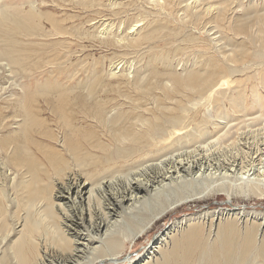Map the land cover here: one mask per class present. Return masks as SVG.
<instances>
[{"label":"bare ground","instance_id":"6f19581e","mask_svg":"<svg viewBox=\"0 0 264 264\" xmlns=\"http://www.w3.org/2000/svg\"><path fill=\"white\" fill-rule=\"evenodd\" d=\"M60 1L91 17L84 23L79 17L68 22L73 17L56 15L44 0L39 7L31 0L27 7L0 4V73L11 79L8 97L0 89V264H119L117 257L96 253V246L103 254L104 249L118 251L120 245L111 237L131 216L145 219L130 229L128 243L160 217L198 199L219 194L239 200L264 197V100L258 93L247 94L243 79H234L251 69L254 74L245 79L257 77L264 83V4L231 20L227 14L233 0H145L159 17L148 24L149 15L129 19L128 12L139 3L132 0ZM212 23L218 33L233 35L224 44L229 49L206 56L208 44L202 43L198 62L183 74L168 63L161 74L151 69L148 75L131 76V68L127 74L126 67L123 72L118 68L123 60L94 59L92 54L95 44L105 51L124 44L136 50L148 46L152 67L162 59L154 50L157 43L178 37L176 24L191 29L185 39L193 44L197 33ZM73 69L94 71L76 82L77 94L69 100L63 72ZM119 69L124 74L116 76ZM31 70L38 71L34 88L11 100L15 78H28ZM115 77L135 87L141 97L96 100L97 90ZM228 84L241 88L235 93L241 100L254 99V106L227 100L226 111V90L220 86ZM155 90L164 97L142 100ZM52 91L53 99L38 100ZM170 95L178 100H166ZM255 107L259 113H250ZM170 193L174 200L164 204ZM151 205L157 208L153 212ZM255 224L241 228L233 220L221 222L211 239L201 225L190 224L152 261L154 251L168 245L167 233H159L142 255L144 264H264V237L258 240L260 225ZM81 231L88 236L81 239Z\"/></svg>","mask_w":264,"mask_h":264},{"label":"rangeland","instance_id":"374dc122","mask_svg":"<svg viewBox=\"0 0 264 264\" xmlns=\"http://www.w3.org/2000/svg\"><path fill=\"white\" fill-rule=\"evenodd\" d=\"M31 1L33 3L35 2L36 4L34 3V5H36L37 7L42 6V0H31ZM44 1H46V2H48V4L52 5V10H53L54 13H56V15H60L61 17H65L66 15H67L66 17H69V16L73 17L72 20H69L68 22L75 21L79 17L80 22L84 23L86 21V19L91 17L89 12H85V11L81 12V10H74V7H71L69 5V3L65 4L63 2L64 5L62 6V1L55 0L54 2H56V3H54V4H57V2H58V4H60L62 6V7L57 8L56 5L51 3L52 0H44ZM102 1H103V4H107L108 3L107 0H102ZM124 1H125V3H128L131 0H124ZM134 1L136 3L139 2L138 4L135 3L136 4L135 7H138V8H137V10L131 11V13H130V11L128 12L129 19H132V20L136 19L138 14H142L143 16H148L149 15L147 17L148 18L147 19L148 20V24H152L153 20L159 19V17L156 16V14H155L156 13L155 11L157 9H153L151 7V5L150 4L148 5V3L145 0H139V1L138 0H132V2H134ZM227 1L231 2L232 0H227ZM233 1L235 3L232 6V8L230 9V11H228V14H227V17H229V19H231V20L234 17H237L236 19H241L242 15H243V10L252 9L253 6H256L258 9H260L261 7H263V4H264V0H246L247 2L245 0H233ZM13 2H16L19 5L20 4L23 5V3H24L25 7H27L30 4L29 0L28 1L27 0H0V4H8V3L11 4ZM149 7H150V9H149ZM238 7L240 9H238ZM115 8L114 7H112V8L110 7V10L111 9L113 10ZM48 10L52 11L51 9H48ZM46 11H47V9H46ZM137 11H138V13H136ZM174 15H175V13H174ZM133 16H135V17H133ZM110 19L113 22H115V23H116V21L118 22V20L112 19L111 16H110ZM86 25L87 24H85V30L89 28V26L88 25L86 26ZM214 26L215 25L213 23L211 25H207L206 26V30L197 33L195 43L191 44V43H187V41H186V39H187L186 36L188 35V33L191 32V29L188 28V29L184 30L183 27H181L180 25L176 24L175 29L179 31L178 37L175 38L172 42L163 41V42L157 43L159 48L154 49V50H158V52H157L158 56L160 55V57L162 59H159V57H158V60L152 65V67H154V68L149 66V62H150L149 56L151 54V52H150L151 47L148 48V46H145V47H143L140 50H136V49H133V48L128 49L126 47H123L125 45L124 44L122 46L123 48L122 47H116V48H114L112 50H106L105 51V50L101 49L98 46V44H95L93 46V53L92 54L94 56V59H97V58L99 59V58H101V56H103L104 58H108L109 60H113V59H114V61H116V60L117 61L118 60L122 61L123 60L121 65L118 68H120L122 66L123 68H121V72H123L124 68L126 67L125 68V72H124L126 74H127V72L130 71L129 69L131 68V74H132L131 76H133V74L134 75L138 74V72H140L142 75H148L150 73L148 71H150L151 69H153L156 73H160L161 74V73L164 72L165 67H166L165 65L168 64V63L170 64L171 69L173 71H175L177 74H183L184 70L186 68L192 67L196 62H198L199 56H198V54L196 52H198L197 50L201 47L202 43L206 44V42H207V44H208L207 45L208 49H206L205 53H203L204 55L207 54L208 56L211 55V52H215L216 53L219 50H220L219 52H223V51L226 52L229 49L225 45H229V43H230L229 40L232 38L233 35L230 32H227V31H224L222 33H218L214 29ZM169 28H170V26H169ZM171 28L174 29L173 26H171ZM90 31H91V29H90ZM174 42H176V43H174ZM185 43L188 44V45H186ZM84 45H86V47H89L90 43H85ZM182 48H186V50L185 51H181ZM216 48H217V50H216ZM118 53H119V55H118ZM108 59H105V63H107V64H105L104 71H103V74H102V75H104V80H106V74L109 72V64H108L109 60ZM90 62H92V60H90ZM110 67H111V65H110ZM180 67L182 68L181 70H180ZM127 68H128V70H126ZM73 70H74L73 72H70V71H64L63 72V77H64V79L66 78L65 81L68 83L67 85H65V88H66L67 91L68 90L70 91V92H67L70 95L69 100H74V97L77 94V92L73 89V87L75 86L76 82L79 80L78 82L82 83L83 78L87 79L92 74V72L94 71L93 69H86V71L88 70V73H87V72H84L85 69L83 71H79L77 69H73ZM89 70L90 71L92 70L91 74L89 73L90 72ZM34 72H36V73H34ZM114 72H112V73H114L116 76H117V74L118 75L124 74V73H120V69L119 70H114ZM1 73H2V71H1ZM1 73H0V75H1V77H0L1 78L0 79V89H5V91L7 90L6 92L2 91L3 92V97L6 98V97L9 96V91L11 90L9 88V85H8L9 82H11L10 81L11 79H9V76H8L7 73H5V72H4V74H1ZM84 73H86V74H84ZM33 74L36 75V76H32ZM75 74L76 75L78 74L79 76H78V78L75 79L74 85H72V83H70V82L73 79V75H75ZM246 74H247V77H248L249 74L253 75L254 72H252L251 69H248L247 72L243 73V76H241L240 73L236 74V77L234 79H243L244 80V85H245L244 88H246L247 94L253 96V94H251V91L255 92V93H258L257 97L259 99H261V97H263L262 99L264 100V83H260L258 81L257 77L252 78V80H246L245 79V75ZM69 76H70V78H69ZM29 77L31 79H28ZM28 78L27 77H22V78L16 77L15 78L16 87L14 88V90L16 89L15 90L16 95L14 97H17V98L12 97L11 100L12 99L13 100H20V94H21L22 90L27 89V88L28 89L30 88L32 90L34 88L32 83H35V80L38 79V71L31 70L30 71V75L28 76ZM27 80H29V81H27ZM31 80H32V82H30ZM18 81L19 82L21 81L22 83L21 82L19 83ZM29 82H30V84H29ZM124 82H125V80L124 79H119V77L110 78L109 81H106V84H105L106 86L105 87L102 86L99 90H97V98H96V100H124V99L125 100H136L137 97H141L139 95L137 89L135 90V87H133L134 89L133 88H129L128 86H126L124 84ZM246 84H247V86H246ZM251 85H253L256 88L253 89L252 88L253 86H251ZM17 86H20L22 88L20 89V87H17ZM220 88H223V90H226V91H224L225 92V96L223 98V100L226 101L225 107H224V109L226 111L228 110L227 106L230 107L229 102H227V100H238V101L241 100V98L238 97L239 95L237 93H235V92H237V91H235V88L236 89H241V88H238L236 86V84H230V85L228 84L227 86H224V87L220 86ZM41 92H43V91H41ZM55 96H56V93H54L52 91V92H48L47 95H44V98H41V99H38V100H47V99L51 100ZM71 96H72V98H71ZM122 96H124V97H122ZM153 96H154V98H153ZM121 97H122V99H121ZM163 97H164V94L161 91L155 90L152 93L148 94L147 96L142 97V100H148L149 98L152 99V100H159V99H162ZM166 100H178V99L176 98V96L170 95V98H168ZM253 100L249 99V100H241V101H243L246 105H248L249 102L251 101L250 102V107H252V106H254V101ZM256 108L257 107L253 108L252 111H250V113L251 112L259 113V110L256 109ZM254 109H255V111H254ZM248 119L249 118H247L246 121H248ZM218 122H221V121H218ZM235 124L236 123H231L229 126L234 127ZM169 195H170L169 198L171 200L169 198H166V200H164V202H163L164 204H166L167 202L169 203L170 201L174 200L173 193H170ZM197 201H194V203L190 202V203L184 204V205H182V206L170 211L168 214H165L164 216L160 217L159 219H157L155 221L156 223H154L147 230V233L143 234L140 238L136 239L134 242L128 243L129 241L128 242H125V241H127L126 237H128L130 235V233H131L130 229L136 228L140 223H142L141 221H143L145 219V217H140V218H138L140 220L139 221L136 217H132L131 216V218L127 222H124L122 224L123 227L118 230V235L116 234L115 235L116 237H114V236H112L113 238L111 237V239L113 241L118 242V244L120 245L121 248L119 247L118 251L116 250L115 252H111L110 251L111 254H112L111 255L110 252H107V250H105V249H104V254H103V248L101 246H96L99 249L96 253H100L103 257L110 256V259H114V260L117 257L116 261L119 262V264H129L128 262L137 263V264H144L146 260L144 261L145 257H142V255L146 252V250H148L147 246L150 243L153 242V240L156 238V236L159 233H162V234L167 233L168 239L166 240V242L168 243V245L166 244V246H165L164 243H163V245H161L163 247L160 246L161 248L156 249L155 250L156 252L154 251V256H153V258H151V260L153 259L152 261H154L156 259H159L157 256L163 251L162 249L166 248V250H168V248L170 247L169 243L171 242V239H170L171 237L172 238L173 237H178L184 230L187 229V227L190 224H194V223L195 224L198 223L199 225H201V228H202L201 232L203 233V235H205V234L208 235L209 232H210V239H211L215 235L216 228L218 227L216 225H219L221 222H224V221H227V220H233V222H236L241 228H244L245 225H249L252 222H255V223H257L255 225H257V226L260 225V227H259L260 229L258 231L259 234L257 235L258 240L264 237V216H263V214H264V197H259V198L252 197V198H250L248 200H239L236 197H233L232 199H230V198H227L224 194H221V195L219 194L217 196L215 195V196H209V197L204 198V199H198ZM151 209H152V212H153L157 208H155V205H151ZM236 211H237V214L235 213ZM206 212H208V213H206ZM214 212L215 213H221L219 215H222V216L219 217ZM242 212H244V213L240 214ZM142 213H146L147 216L149 215V213H147L145 211L142 212ZM257 213H259V215ZM200 215H201V217H200ZM210 215H213V216L210 217ZM255 218H256V220L253 221ZM258 221L260 223H258ZM130 223L132 225H130ZM210 224L212 225L211 228H210ZM173 225H175V226H173ZM172 228H173V230H171ZM122 230H123V232H122ZM127 230H128V232H127ZM123 233L125 234V237H124ZM79 236H80L81 239H83L82 237L85 238V237L88 236V234L85 231H81ZM121 237H123V238H121ZM82 242H85V241H82ZM121 243H123V246H122ZM82 244H84V243H82ZM82 244L80 245V247H82ZM101 251H102V253H101ZM117 252H118V254H117ZM139 256L142 257L141 260H137ZM96 257H98V259L101 261V259H100L101 257L100 256H96ZM146 257H148V255H146ZM110 259H107V261L110 260ZM87 260L88 259H86V261ZM97 262H99V261H97ZM146 263H148V262H146ZM101 264H107V263H104L102 261Z\"/></svg>","mask_w":264,"mask_h":264}]
</instances>
